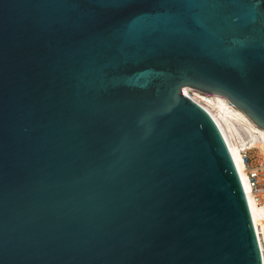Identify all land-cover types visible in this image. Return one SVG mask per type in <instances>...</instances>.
I'll use <instances>...</instances> for the list:
<instances>
[{
	"label": "water",
	"instance_id": "water-1",
	"mask_svg": "<svg viewBox=\"0 0 264 264\" xmlns=\"http://www.w3.org/2000/svg\"><path fill=\"white\" fill-rule=\"evenodd\" d=\"M185 88L264 130V0H0V264H263Z\"/></svg>",
	"mask_w": 264,
	"mask_h": 264
},
{
	"label": "bare ground",
	"instance_id": "bare-ground-1",
	"mask_svg": "<svg viewBox=\"0 0 264 264\" xmlns=\"http://www.w3.org/2000/svg\"><path fill=\"white\" fill-rule=\"evenodd\" d=\"M189 90V88H185L186 94L193 99L189 94ZM192 94H194V92H192ZM192 96H196L198 100H204L206 106L201 104L198 100L193 99L214 119L230 150L245 191L251 218L260 243L264 264V203L256 204L254 202L248 188L246 173L243 169L240 157L241 152L249 148H254L260 151L264 160V130L255 126L243 113L234 108L221 96L216 98L218 95H214V99L202 98V96H198V94Z\"/></svg>",
	"mask_w": 264,
	"mask_h": 264
},
{
	"label": "built area",
	"instance_id": "built-area-1",
	"mask_svg": "<svg viewBox=\"0 0 264 264\" xmlns=\"http://www.w3.org/2000/svg\"><path fill=\"white\" fill-rule=\"evenodd\" d=\"M254 148H249L241 152V162L246 173L247 184L256 204L264 203V160L256 162V159L250 155V151ZM260 244V243H259Z\"/></svg>",
	"mask_w": 264,
	"mask_h": 264
},
{
	"label": "rangeland",
	"instance_id": "rangeland-1",
	"mask_svg": "<svg viewBox=\"0 0 264 264\" xmlns=\"http://www.w3.org/2000/svg\"><path fill=\"white\" fill-rule=\"evenodd\" d=\"M192 92H194V94H198V96H202V98H210V99H214V95H207V94H203V93H200L199 91H197V90H189V94L191 95V97H193V99H196V100H198V98H196V96H192V95H194V94H192ZM217 97H219V96H216V98ZM201 104H203V105H205L206 106V104H204V100H198ZM208 107V106H207ZM215 109V108H214ZM250 155L252 156V157H254L255 159H256V162L255 163H257V162H261L262 161V156H261V153H260V151L258 150V149H253V150H251L250 152Z\"/></svg>",
	"mask_w": 264,
	"mask_h": 264
}]
</instances>
